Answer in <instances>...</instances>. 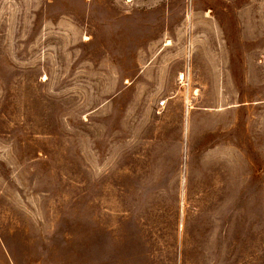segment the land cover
Segmentation results:
<instances>
[{
	"label": "rangeland",
	"instance_id": "obj_1",
	"mask_svg": "<svg viewBox=\"0 0 264 264\" xmlns=\"http://www.w3.org/2000/svg\"><path fill=\"white\" fill-rule=\"evenodd\" d=\"M0 264H264V0H0Z\"/></svg>",
	"mask_w": 264,
	"mask_h": 264
}]
</instances>
